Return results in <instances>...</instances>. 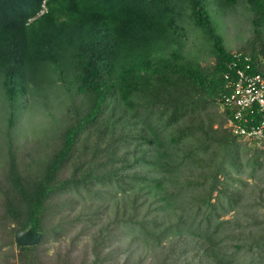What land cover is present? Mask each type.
<instances>
[{
    "label": "trees",
    "instance_id": "1",
    "mask_svg": "<svg viewBox=\"0 0 264 264\" xmlns=\"http://www.w3.org/2000/svg\"><path fill=\"white\" fill-rule=\"evenodd\" d=\"M240 4L255 37L243 42L250 61L238 67L263 73L264 0H0L9 167L0 183V230L8 229L19 249L12 264L39 263L47 234L58 236L81 220L94 227L93 258L60 257L57 264H111L116 242L128 245L127 260L137 256L140 263L150 256L155 264H264V238L255 251L250 246L248 259L246 242L228 244L248 227L217 214L219 207L242 213L244 197L221 187V176L229 179L224 165L237 158L242 138L215 130L216 120L199 112L226 93L225 73L236 74L237 58L225 45L223 22L215 20ZM189 27L205 34L214 65L189 58ZM52 91L60 93L55 105ZM41 112L47 119L41 126L57 132L56 143L31 157L34 171H24L12 135L18 116L30 121ZM65 167L71 172L61 179ZM68 193L74 198L65 204L81 205V212L53 226V198ZM28 229L41 232V241L19 245L16 233Z\"/></svg>",
    "mask_w": 264,
    "mask_h": 264
},
{
    "label": "rangeland",
    "instance_id": "2",
    "mask_svg": "<svg viewBox=\"0 0 264 264\" xmlns=\"http://www.w3.org/2000/svg\"><path fill=\"white\" fill-rule=\"evenodd\" d=\"M243 8L242 4H240L236 9H232V12L228 15L224 16L225 12H223L224 17L221 18L218 16L215 20L218 25L223 22L220 30L224 36L226 47L230 49L232 53L250 51L251 47L244 46L243 42L255 37L251 29L252 23L248 19L249 14ZM189 32L185 40V48L189 58H199L202 66L214 65L215 57L208 52L210 51V46L206 41L205 34L202 33L201 30L197 28L193 29L192 27H189ZM57 95H60V93L52 91L51 104L55 105L57 103ZM48 101L49 99H47V102ZM1 102L0 95V143H3L4 133L2 129L5 128L7 112L5 106H2ZM53 109L54 114L60 115L61 117L62 113L60 109L58 107L57 109ZM199 112L203 120H208L209 117L216 120L214 123L215 130L231 133L228 116L217 97L214 98L213 102L210 101L207 105L205 104L202 106ZM28 119L27 114L18 116L16 128L14 130L15 133L12 135V146L15 150L16 159L24 171L27 170V168L29 170L32 169L30 163L31 157H36L37 155H42L45 152L48 153L51 151L53 149V143H56L53 142V137L57 138V132H52L51 129H46L41 126L45 124V120H47L43 116V112L37 113L36 116L32 117L33 120L30 119V121H27ZM32 121H35V123ZM40 129H42V132H39ZM48 140L50 144L47 143ZM239 141L240 152H238L237 158L235 156L228 157L227 163L224 165L226 171L229 173V179L222 175L221 184L224 183L221 187L225 185L230 186V190H237L236 194L240 198L244 197L242 202L243 207L240 209L242 213L236 216V209L231 208L230 211L226 212V207H219L217 214L224 219L236 217L239 222H242L244 226L248 227L243 233L238 231L235 234L236 236L234 235L235 240L228 244H245L244 242H246V247L242 254L248 259H251V255H253L252 252L255 251L254 248H256L255 244L257 239L259 237L264 238V142ZM1 147L0 183L5 182L7 177L6 173L8 172L7 168H9L6 163H3L7 157L6 155L3 156L4 150L8 146H6L4 142ZM233 161L235 162L233 163ZM187 167L188 165L185 167L186 172L188 171ZM34 169L33 167L32 171H34ZM196 171L201 172L200 168ZM70 172L71 168L65 167L61 172V179L68 178ZM70 197L74 198L71 193L63 194L60 198H57V194L56 197L54 196V203L51 205L48 215V222L51 225L57 226V222L62 216L63 218H68L70 215V220L73 221L77 214L81 212V205H73L70 207L69 204H65V200ZM217 197V194L213 197L214 201H217ZM1 212H3V206L0 199V213ZM93 230L94 227L91 228L90 225L81 220L80 223L69 225V230L65 227L63 231L58 233V236L57 233L54 232L48 233L46 240L39 247L40 261L37 264H57V260H59L60 257L66 258L67 256L72 258L75 263L92 259L91 236ZM8 232V229L0 230V264H12L19 256V249L15 243H12L11 236L8 235ZM120 237H118V240L121 239ZM244 239H246V241H244ZM116 243L117 244L113 248L118 247V252L113 253L114 260L111 264L140 263L137 256L129 260L124 257L123 252L128 245ZM250 246L253 251L249 249L251 248ZM140 264L155 263L150 256H145L144 261Z\"/></svg>",
    "mask_w": 264,
    "mask_h": 264
},
{
    "label": "built area",
    "instance_id": "3",
    "mask_svg": "<svg viewBox=\"0 0 264 264\" xmlns=\"http://www.w3.org/2000/svg\"><path fill=\"white\" fill-rule=\"evenodd\" d=\"M232 61L235 76L225 73L226 93L218 101L232 115L229 119L231 133L243 141L264 142V72L249 74L238 67V62L250 61L249 54L234 52ZM264 59V56H260ZM247 67L250 64L247 63Z\"/></svg>",
    "mask_w": 264,
    "mask_h": 264
},
{
    "label": "water",
    "instance_id": "4",
    "mask_svg": "<svg viewBox=\"0 0 264 264\" xmlns=\"http://www.w3.org/2000/svg\"><path fill=\"white\" fill-rule=\"evenodd\" d=\"M43 234L33 229L21 230L16 233L15 239L19 245H36L42 239Z\"/></svg>",
    "mask_w": 264,
    "mask_h": 264
},
{
    "label": "clouds",
    "instance_id": "5",
    "mask_svg": "<svg viewBox=\"0 0 264 264\" xmlns=\"http://www.w3.org/2000/svg\"><path fill=\"white\" fill-rule=\"evenodd\" d=\"M45 11H46V5L43 4V8L41 9L40 13H43V12H45Z\"/></svg>",
    "mask_w": 264,
    "mask_h": 264
}]
</instances>
